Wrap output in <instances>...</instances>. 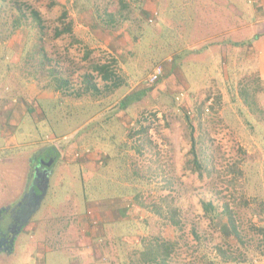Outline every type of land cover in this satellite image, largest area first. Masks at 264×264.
<instances>
[{
    "label": "rangeland",
    "instance_id": "1",
    "mask_svg": "<svg viewBox=\"0 0 264 264\" xmlns=\"http://www.w3.org/2000/svg\"><path fill=\"white\" fill-rule=\"evenodd\" d=\"M68 2L67 10L59 1L56 6H51V0H0V41L7 37L12 22L21 11L30 17L32 8L36 9L43 19L39 27L42 28L41 32L39 28H34L30 20L25 24V28L31 31V44L28 52L24 53L28 63L22 64L19 70L36 72L41 57H44L42 52L38 56H34V53L31 55L37 46L45 51V65L50 66L51 71L65 75L76 71L75 80H84L85 75L93 72L92 67L103 61H109V65L116 70L117 65L109 60V56L98 50H95L93 58L92 55L84 58L83 48L72 47L73 34L55 37V30L64 28L60 18L65 10L68 11V18L63 23L73 22L75 26L80 20L71 0ZM239 6L236 9L246 10L244 4L239 3ZM156 34L149 26L144 28L143 48H138L130 56L136 58V62L130 59L128 63L129 70L133 66L130 77L146 85L145 90L149 91L141 98V109L131 106V112L123 110V118L133 124L127 132L133 147L126 148L125 152L121 151L118 157L109 161L107 169L99 177L92 178L88 174L70 177L64 166L60 167L58 177L63 181V187L59 186L57 192L59 208L65 215L69 213V201H65L67 196L74 204L84 202L86 198H131L134 207L130 211L134 221L125 228L129 240L124 247L119 243H112L113 246L107 244V264H140V243L144 240L149 242L157 236L176 243L174 254L167 264H222L217 247H222L227 257L252 263L264 255V164L261 166V160L250 154L252 136H264V125L260 123L262 120L264 122V90L259 92L257 86L251 87L252 82L248 81V77L226 83L222 80V64L221 69L217 67L215 58L207 51L199 58L195 55L189 57V54L186 57L176 55L174 52L178 47L170 50L171 46L168 47L166 43L174 45L178 32L165 27ZM149 41L153 44L157 41L158 46L150 47ZM32 45H36L35 48ZM204 46L201 45V48ZM196 51L198 53L199 50ZM7 52L0 45V57L5 58ZM8 55L10 57V53ZM7 65L0 64V78L6 77L7 74L3 75V72L7 70ZM160 65L164 68L163 77L148 86V75ZM43 70L36 72L40 82ZM122 75H126L123 70L118 76L124 83ZM5 79L0 82L3 83ZM164 81H171L172 85L168 83L170 90L154 98L150 92ZM125 89L126 86L120 88L118 95ZM86 98L88 102L93 99L82 97V106H78L80 109L68 107L45 111L43 118L48 119L51 127L47 129L48 132L51 134L55 131L60 135L65 130L71 132L82 125L81 131L73 137L85 133L91 135L94 131L95 135H100L91 118L101 107L88 105ZM119 101L115 96L114 103ZM24 129L27 132L33 130L35 134L34 128ZM196 157L201 162L200 169L195 165ZM17 164L20 169V164ZM4 180L0 176V194ZM23 180L22 176L19 177L21 183ZM18 185L20 182L16 181L14 186ZM203 202L213 204L216 209L213 214L204 211ZM160 208L164 216L169 209L181 212L184 223L182 232L165 227L163 218L153 214V209ZM8 211H11L9 207L0 209L2 214L7 212V215ZM229 217L233 220L231 223ZM37 219L34 218L31 229L37 226ZM2 220L0 218V231L7 224ZM31 229H24L15 238L14 249L0 250V264L29 263L27 250H33V246L41 241L38 231ZM44 254L46 264H62L68 260L65 251L59 248Z\"/></svg>",
    "mask_w": 264,
    "mask_h": 264
},
{
    "label": "crops",
    "instance_id": "2",
    "mask_svg": "<svg viewBox=\"0 0 264 264\" xmlns=\"http://www.w3.org/2000/svg\"><path fill=\"white\" fill-rule=\"evenodd\" d=\"M58 1L68 10L67 4L70 0ZM192 1L195 4H192ZM144 2L145 10L134 11L130 16L132 21H123L117 28L108 31L94 25L91 10L79 14L72 6L78 12L80 19L73 26L72 34L75 39L72 47L83 48L84 58L87 54L92 55L93 58L95 50L103 52L109 56V60L115 61L113 63L117 65L118 72L113 67L111 69L117 75H121V70L126 74L122 75L124 83L120 86V88L126 86V89L118 95L120 88L116 90L105 88L106 84L100 78L97 79L98 76L94 73L96 83L101 81L97 83L101 93L92 97L89 102L86 98V102L92 107H101L91 118L100 135H95L94 131L91 135L85 133L80 137L79 134L73 137L75 133L81 131L82 125L73 128L71 132L65 130L59 135L53 131L50 134L47 130L51 128L50 122L47 118H43L45 117L43 113L68 107L74 110L80 109L78 106H82L83 96L77 97L75 93L81 90L83 79L80 81L74 79L76 71L74 74L73 72L66 75L57 72L53 74L51 67L44 65L42 82H40L39 74L19 70L22 69L20 67L22 64L28 63L24 53L28 52L31 36L30 30L26 28L16 30L8 40L0 44L9 51L8 54L10 53V57L7 54L2 62L8 64L7 70L3 72V75H7L0 78V80L6 78L3 83L0 82V169L3 170L0 176L5 179L1 186L0 209L8 207L11 210L18 209L32 187L39 196L40 191L37 189L39 181L35 180L36 173L39 175L46 169L50 171L45 196L28 223L16 235L18 237L24 229H31L30 225L34 222V218H38L37 226L31 230L38 231L41 241L33 246V250H27L28 264H46L44 253L57 251L58 248L65 251L68 257L67 262L62 264H107L109 252L107 244L113 246L114 243H119L124 247L129 240L125 230L128 223L134 221L130 211L134 206L130 197H114L106 200L86 198L84 202L74 204L67 196L65 201H69L70 209L65 215L57 202L58 187L61 185L63 187V181H60L58 176L59 169L63 166L70 177L77 174H88L93 176L92 178L102 176L109 161L118 157L121 151L125 152L126 148L133 147L130 137L127 136L133 124H129L123 118L125 111L120 104L125 97L137 91L133 97L134 102L125 110L131 112L129 109L131 106L138 109L143 107L141 98L148 90L144 89L143 84L135 82L134 78L130 77L133 66L129 70L128 63L130 59L136 62V58L130 56L135 54L138 48H143L142 33L145 27L149 26L155 34L160 33L165 27L178 32L174 45L166 44L168 47L171 46L170 50L178 47L174 53L180 57L189 54V57L195 55L199 58L207 51L212 58H215L216 66L220 69L222 66V77L224 76L222 80L226 83L233 82V79L248 77V81L252 82L251 87L257 86L259 92L264 90V0H145ZM73 3L74 0H71V4ZM239 3L246 6L245 11L238 10ZM108 11L116 12L114 8ZM152 17L155 22L150 24ZM149 43L150 47L158 46L157 41H154V44L150 41ZM180 45L183 49H180ZM201 45L205 46L201 48ZM196 50H199L198 53ZM102 64L109 65L110 62L103 61L96 65ZM56 78L60 79L59 83L55 82ZM65 82L67 84L62 87ZM168 83L172 85L171 81H164L150 94L154 95V98H159L162 92L170 90ZM115 96L119 98V103H114ZM116 107L117 109L113 110ZM260 123L264 125L263 120ZM26 127L34 128L35 134L33 135V130L27 132V129H24ZM39 128L42 130L37 134ZM263 137L252 136L250 152L252 157L256 156L254 158L261 160V166L264 164ZM7 152L9 154H6ZM17 163L20 164V169ZM21 176L24 179L22 183L19 181ZM37 179H40V176H37ZM16 181L20 182V185L15 187ZM13 189L16 190L13 192ZM11 193L12 195L8 196ZM50 195L52 196L49 200ZM0 218L3 219L4 224L12 221L10 215L2 216L1 213ZM249 264H264V255Z\"/></svg>",
    "mask_w": 264,
    "mask_h": 264
},
{
    "label": "trees",
    "instance_id": "3",
    "mask_svg": "<svg viewBox=\"0 0 264 264\" xmlns=\"http://www.w3.org/2000/svg\"><path fill=\"white\" fill-rule=\"evenodd\" d=\"M145 0H74V3L72 6L75 10H77L80 13L84 11H92L93 13V18H94V25L97 26V28H102L104 30H111L117 28V26L123 23V21H132L130 19L131 14L134 11H141L143 12L145 10ZM58 4V0H51V6H56ZM114 8L116 12L113 11H108L109 9ZM96 9V10H95ZM90 11V12H91ZM104 11V12H103ZM68 18V11L65 10L64 13L62 14L60 20L62 21V24H64V28L59 29L57 28L55 30V37L59 38L63 35H72L73 33V22H67L63 23V20ZM30 20L31 24H34V28H39L43 24V19L41 14L36 10L32 8V11L30 13V17L20 12L18 17L12 22V28L9 29L10 32L8 33L7 37L4 38V40L0 41V44L2 42H5L6 39L12 34L21 28H25V24ZM115 27V28H114ZM42 28H39V31ZM37 32V34L40 35L42 39V35L40 32ZM31 32V31H30ZM139 34V33H138ZM140 35V34H139ZM143 35V33H142ZM141 35V36H142ZM40 39V40H41ZM36 46V45H35ZM34 46V48H35ZM43 49L39 48V46L36 47L35 52H31V55L33 54L34 56H38L39 54L44 55L43 59L41 57V63L36 70V72H39L43 69V66L46 63L45 59V51H42ZM34 51V49H33ZM47 56V55H46ZM89 54H87L86 57H88ZM3 57H0V64L3 62ZM115 62V61H113ZM93 73L87 74L84 77V80L82 81L83 88L82 90L78 91L75 93L77 97H84V96H90V97H96L98 94L101 93V90L98 88V85L96 83V78L94 76V73L97 74V79L100 78L106 85L105 88L107 89H118L120 86L123 84L122 79L116 74L114 70L111 69L110 65L107 64H102V65H96L93 66ZM35 74H38L36 73ZM53 74L56 73V71H52ZM55 82L59 83L60 79L56 78ZM62 82V81H61ZM67 84V82L63 83ZM144 89L146 85L143 86ZM57 88H60L57 86ZM137 94V91L132 93L130 96L125 97L121 101V106L126 109L127 106H129L132 102H134V96ZM74 95V94H72ZM142 132L145 133V130H142ZM195 165L197 169H200L201 162L199 161L198 157H196L195 160ZM203 208L204 211L207 214H213L214 211L216 210L215 207L211 202H203ZM153 214L159 215L163 218L164 220V225L165 227H171L174 230V232H182L184 228V223H183V218L182 214L180 211L176 209H169L168 212H166V215L164 216V213L162 209H153ZM228 221L231 223L233 221L231 217L228 218ZM236 230V229H235ZM195 233V230H194ZM236 236L238 233H236ZM176 246L175 241L172 239H167L166 237L163 236H157L154 237L152 240L149 242L143 241V243H140V264H167L172 255L174 254V248ZM216 251L222 256V261L223 263H245V262H240L239 260L232 258V257H227L225 256V253L222 251V247H217ZM211 264V263H210Z\"/></svg>",
    "mask_w": 264,
    "mask_h": 264
},
{
    "label": "flooded vegetation",
    "instance_id": "4",
    "mask_svg": "<svg viewBox=\"0 0 264 264\" xmlns=\"http://www.w3.org/2000/svg\"><path fill=\"white\" fill-rule=\"evenodd\" d=\"M39 198L40 197L38 195L33 196V194L28 193L27 198L24 200V202L21 205H19L18 209L8 211L7 215H10L12 218L11 220L14 222L10 221L11 222L10 224L8 225L5 224L6 225L5 229L3 231H0V250L1 251L5 249L9 250L10 248L13 247V241L15 240L16 235L19 233V230H18L19 220L22 219L25 214L29 213L32 210V208L37 203ZM19 209H23V216H17V212ZM6 213L7 212H4L2 216L6 215ZM1 230H2V226H1Z\"/></svg>",
    "mask_w": 264,
    "mask_h": 264
},
{
    "label": "water",
    "instance_id": "5",
    "mask_svg": "<svg viewBox=\"0 0 264 264\" xmlns=\"http://www.w3.org/2000/svg\"><path fill=\"white\" fill-rule=\"evenodd\" d=\"M49 175H50V171L47 169L45 171L39 173V175H38V173H36L35 180L37 182L39 181L37 184V189L40 191V195H39L40 198L38 199L37 203L34 205L32 210L29 213L25 214L24 217L19 220V226H18L19 231H21L23 229V227L25 226V224L28 223L33 212H35L36 209H38L41 199L45 196L46 190H47V185H48ZM37 176H40V179H37ZM29 193L33 194V196L34 195L37 196V193H36V190L34 189V187H32L30 189ZM1 212H0V215H1ZM17 216H23V209L18 210ZM13 245H14V241H13Z\"/></svg>",
    "mask_w": 264,
    "mask_h": 264
},
{
    "label": "built area",
    "instance_id": "6",
    "mask_svg": "<svg viewBox=\"0 0 264 264\" xmlns=\"http://www.w3.org/2000/svg\"><path fill=\"white\" fill-rule=\"evenodd\" d=\"M250 1H252V0H250ZM149 22H150V24H153L155 22L154 17H152ZM163 75H164L163 66L160 65V66L155 67L153 72L148 75V77L146 79V84L148 86L154 85L163 77Z\"/></svg>",
    "mask_w": 264,
    "mask_h": 264
}]
</instances>
